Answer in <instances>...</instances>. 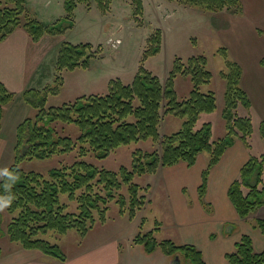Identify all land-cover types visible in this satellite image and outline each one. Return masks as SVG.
Instances as JSON below:
<instances>
[{"label": "trees", "instance_id": "1", "mask_svg": "<svg viewBox=\"0 0 264 264\" xmlns=\"http://www.w3.org/2000/svg\"><path fill=\"white\" fill-rule=\"evenodd\" d=\"M93 1L103 12L109 9L112 2L65 0L67 18L71 20L78 2L90 4ZM168 1L195 6L210 13L228 10L237 14L242 10L240 0ZM131 3L134 17L139 19L143 13V0H131ZM25 11V0H0V41L20 26L34 40L40 39L44 33L54 32L38 20L24 19ZM160 43L161 35L157 30L148 39L144 57L158 53ZM220 51L227 63V70L222 72L227 81L226 106L223 111L226 133L217 140H212L209 122L194 129L199 114L213 111L216 107L214 92L200 90V86L211 79L204 56L190 57L187 64L177 59L165 83L140 66L131 83L124 84L118 78L111 79L105 94L81 95L61 106L45 107L49 87L25 90L22 94L24 103L37 109V113L34 117H25L17 125L13 134L16 162L8 166L0 178V201H8V210L13 215L6 230L8 238L24 249H36L64 261L66 255L58 245L41 237L43 234L49 231L65 233L69 229H76L84 234L94 221L95 213L101 219L105 218L108 201L115 197V192L121 188L122 183L131 180L135 172L152 173L160 166H172L181 161L192 167L197 156L203 152L208 154V162L202 169L197 194L199 202L206 205L204 197L212 167L236 139L248 145V137L254 131L251 102L240 83L241 66L228 57L224 47ZM92 56L93 50L89 43L64 42L58 51L57 70L61 72L77 67L87 68ZM260 63L264 67V59ZM178 73L191 74L194 83L190 96L182 101L176 99L172 87L173 78ZM57 81L60 82L59 78ZM13 99L14 93L0 81V129L4 108ZM241 106L245 109L244 112H239ZM166 113H174L185 120L178 131L161 135L159 127ZM58 121L74 122L80 128L81 134L77 140L80 142V154H84L89 146L97 156L105 157L120 145L147 138L157 142L159 148L149 153L134 152L132 170L122 166L119 173L99 169L82 160H77L68 167L53 168L47 176L21 169L17 162L22 159L45 158L75 147L76 141L69 136L59 135L54 126ZM258 131L264 137V120L260 121ZM85 144L88 146H83ZM62 193L76 201V212L66 210L67 204L60 199ZM227 195L243 220H247L264 206V153L248 158L229 185ZM118 201L123 204L124 197L120 196ZM130 204L132 211L144 204V200L138 197L136 184L130 186ZM252 227L264 234V217L255 219ZM133 241L143 243L146 252L153 250L156 244L152 231L138 233ZM159 245L171 259L178 256L185 264H206L202 251L194 244H175L166 239ZM1 248L0 246V256ZM225 257L229 264H264V250H255L248 234H242L234 250L226 253Z\"/></svg>", "mask_w": 264, "mask_h": 264}, {"label": "rangeland", "instance_id": "2", "mask_svg": "<svg viewBox=\"0 0 264 264\" xmlns=\"http://www.w3.org/2000/svg\"><path fill=\"white\" fill-rule=\"evenodd\" d=\"M64 1L25 0L24 19L38 20L48 29L54 31L44 33L43 38L36 42L44 62L35 78L42 72L45 75L49 74L47 82L43 85L49 87L46 108L61 106L81 95L105 94L111 79L118 78L124 84H129L140 66H143L156 75L162 83H165L168 73L177 59L183 64H187L190 57L204 56L207 60L206 69L211 72V79L202 84L200 90L202 92H214L216 107L213 111L200 113L194 129H198L204 123L209 122L212 127V140H217L225 135L226 122L223 111L226 106L227 81L222 76V72L227 70V63L220 51L223 42L220 31L217 30L222 23L219 14L221 11L216 13V17H213V13L201 11L195 6H185L168 0H166L168 3L163 0H143V13L137 19L133 14L134 7L131 0H112L106 12H103L93 1L89 5L85 2H78L73 17L69 20ZM157 30L161 35L160 51L144 57L148 39ZM110 39H119L121 44L118 46V44L112 43ZM64 42L72 44L89 43L91 45L93 56L87 68L77 67L61 72L57 70L56 59ZM114 46L118 47L114 48ZM228 57L231 58L229 54ZM14 68L15 66H12V69ZM58 78L60 82L57 81ZM193 85L191 74H176L172 81L176 99L182 101L188 98ZM22 94L18 98H22ZM16 97L17 94L14 93V99ZM22 106V110H19L14 104L12 110L16 109L18 114L21 113L27 117L36 115L37 109L33 107L24 109L27 107L25 103ZM240 108L239 112H244L243 106ZM250 113L252 117V107ZM184 120V117L174 113H166L159 127L160 134L168 135L178 131L182 128ZM252 120H254L253 117ZM19 123L20 121L14 126V132ZM54 126L59 135L69 136L76 141L75 147L70 151L58 152L45 158L22 159L17 162L21 169L47 176L53 168L68 167L75 161L82 160L99 169L119 173L122 166L132 170L134 152L149 153L159 148L157 142L153 141L152 138H147L120 145L105 157L97 156L87 144L83 146H88V150L84 154H80V142L77 140L81 131L77 124L58 121ZM258 127L254 126L253 133L248 137V145L243 142L248 157L259 156L264 153V138L260 136ZM14 132L12 129L7 131L6 144L0 152V178L8 166L16 162L13 152ZM200 154L205 156L207 164L208 154L206 152ZM181 162L186 164L184 161ZM176 164L174 165L176 166ZM193 166L187 174L192 172L195 176L199 165L197 163L196 166ZM167 167L160 166L152 173L139 174L135 172L131 180L122 183L121 188L115 192V197L108 201L105 218L101 219L99 214L95 213L94 221L84 234L76 229H69L65 233L49 231L41 237L58 245L59 249L69 259L76 255L93 253L99 248H107L110 243L116 242L120 259L111 264H122L123 257L127 254L132 257L133 261L134 258H138L136 251H143L151 256L142 264H162L164 258L166 259L165 264H169L171 258L164 254L159 243L166 239L172 240L175 244L182 242L179 235L180 228H177L175 222L172 200L168 197L163 185V171L161 169L169 170L170 175H173L174 172ZM174 179L180 180V174H177ZM132 184L137 185L138 197L144 200V204L140 208L136 207L134 211L131 210L130 204V186ZM120 196L124 197L123 204L118 201ZM60 199L62 203L67 204V211H77L76 201L67 194L62 193ZM183 200L187 205L195 204V191L191 185H188L184 190ZM0 205H3L0 207V246L7 250L17 244L12 242L6 234L7 226L13 215L8 210V203L5 205L4 201H0ZM203 207L208 209L207 204ZM233 226L234 229L230 230ZM186 229L184 228L183 232ZM241 229L242 227L238 223H228L223 228V234L230 230L229 235L237 236ZM148 231H152L156 242L154 249L150 252H146L143 243L133 241L135 235L144 234ZM188 234L189 236L192 235L191 233ZM46 256L47 259L42 261H46L48 264H62L56 257ZM42 261L33 264H43ZM132 261L131 264H133Z\"/></svg>", "mask_w": 264, "mask_h": 264}, {"label": "crops", "instance_id": "3", "mask_svg": "<svg viewBox=\"0 0 264 264\" xmlns=\"http://www.w3.org/2000/svg\"><path fill=\"white\" fill-rule=\"evenodd\" d=\"M163 1L168 3L166 0ZM240 2L241 12L235 14L222 10L219 13L222 23L217 30L222 36V47L226 49L230 59L241 66L240 83L250 99L253 123L257 128L259 122L264 120V67L260 63L264 59V0H240ZM213 15V17L217 16L216 13ZM37 41L24 28H17L0 41V81L8 90L17 94L12 103L4 108L0 129V152L6 144L7 131L12 129L14 132V126L26 117L17 113L16 109L22 110L24 105L22 98L18 97L28 88L44 87L48 80L49 74L45 75L43 72L35 78L44 62ZM12 66L15 68L12 69ZM11 104H16L15 110H12ZM26 106L24 109H28V105ZM244 147V143L236 139L234 144L226 149L219 162L212 167L204 197L208 209L199 202L197 194L201 172L206 164L203 154L197 156L194 166L198 163L199 168L195 176L192 172L187 174L192 167H188L183 162L167 167L174 171L173 175L169 174V170L161 169L164 189L172 200L175 222L177 228H180V240L182 243L197 246L202 251L206 264H229L225 255L234 250L242 234H248L252 238L255 250H264V234L252 227L255 219L264 217V206L251 214L247 220H243L238 216L227 195L229 185L249 158ZM177 174H180L178 181L174 179ZM188 185H191L195 191L194 205H187L183 200V192ZM228 223L241 225L240 234L231 236L228 234L230 230L223 234V228ZM184 228L187 229L183 232ZM230 229L233 230L234 226ZM188 233L192 235L189 236ZM136 252L138 258L132 261V257L127 254L123 257L122 264H131V261L133 264H142L151 258L149 253ZM119 254L116 242H112L107 248H99L93 253L76 255L70 259L66 256L61 262L62 264H111L120 259ZM46 257L39 250L24 249L16 244L13 248L2 249L0 264H33ZM42 262L48 264L46 261ZM165 262L166 259H162V264Z\"/></svg>", "mask_w": 264, "mask_h": 264}, {"label": "water", "instance_id": "4", "mask_svg": "<svg viewBox=\"0 0 264 264\" xmlns=\"http://www.w3.org/2000/svg\"><path fill=\"white\" fill-rule=\"evenodd\" d=\"M169 264H180L179 257L175 256L172 260H170Z\"/></svg>", "mask_w": 264, "mask_h": 264}, {"label": "clouds", "instance_id": "5", "mask_svg": "<svg viewBox=\"0 0 264 264\" xmlns=\"http://www.w3.org/2000/svg\"><path fill=\"white\" fill-rule=\"evenodd\" d=\"M7 203H8V201L5 200V201H4V204L6 205ZM2 206H3V205H0V207H2Z\"/></svg>", "mask_w": 264, "mask_h": 264}]
</instances>
